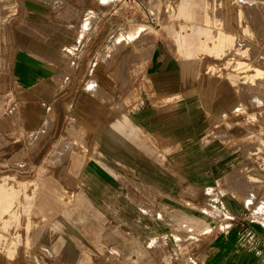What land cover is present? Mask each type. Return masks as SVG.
Returning <instances> with one entry per match:
<instances>
[{
	"label": "crops",
	"instance_id": "crops-1",
	"mask_svg": "<svg viewBox=\"0 0 264 264\" xmlns=\"http://www.w3.org/2000/svg\"><path fill=\"white\" fill-rule=\"evenodd\" d=\"M235 2L0 0V172L61 264H264V225L209 212L231 154L188 95Z\"/></svg>",
	"mask_w": 264,
	"mask_h": 264
},
{
	"label": "rangeland",
	"instance_id": "rangeland-1",
	"mask_svg": "<svg viewBox=\"0 0 264 264\" xmlns=\"http://www.w3.org/2000/svg\"><path fill=\"white\" fill-rule=\"evenodd\" d=\"M251 1L250 12L235 2L224 18L228 26L209 30L199 58L189 60L199 80L188 95L206 114V139L231 154V170L209 195L226 205L209 212L242 213L264 225V0ZM33 186L28 174L0 172V264H61L32 214Z\"/></svg>",
	"mask_w": 264,
	"mask_h": 264
},
{
	"label": "bare ground",
	"instance_id": "bare-ground-1",
	"mask_svg": "<svg viewBox=\"0 0 264 264\" xmlns=\"http://www.w3.org/2000/svg\"><path fill=\"white\" fill-rule=\"evenodd\" d=\"M263 34H264V33H263ZM259 35H260V34H259ZM260 82H261V81H260ZM254 85H255V84H254ZM256 85H257V84H256ZM259 85H260V84H259ZM0 197H1V200H0V201H2V198H3V197H2V196H0ZM4 202H5V201H4ZM0 203H1V202H0ZM4 205H5V204H3L2 206H4ZM6 207H7V206H6ZM1 208H2V207H1ZM4 208H5V207H4ZM4 208H3V209H4ZM6 209H7V208H6Z\"/></svg>",
	"mask_w": 264,
	"mask_h": 264
}]
</instances>
